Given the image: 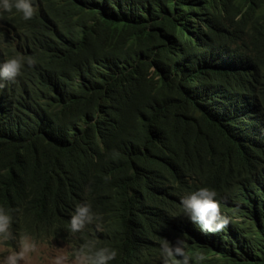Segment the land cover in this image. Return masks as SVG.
I'll return each mask as SVG.
<instances>
[{
  "label": "clouds",
  "instance_id": "obj_1",
  "mask_svg": "<svg viewBox=\"0 0 264 264\" xmlns=\"http://www.w3.org/2000/svg\"><path fill=\"white\" fill-rule=\"evenodd\" d=\"M174 1L172 15L186 42L178 48L174 42L173 53L199 90L197 100L210 103L212 134L224 140L210 153L184 149L203 131L176 143L165 115L150 132L143 126L149 101L134 94L120 105L119 89L101 74L96 35L115 20L137 17L145 0H0V130L19 139L28 131L23 140L39 144L74 179L55 235L46 205L22 208L23 178L0 182V241L18 246L0 264H20L35 251L29 238L65 241L72 264H228V257L259 253L254 244L264 245V24L234 32L251 0H212L213 15L199 0ZM196 1L202 9L191 10ZM156 70L152 65L148 77ZM155 76L158 81L160 74ZM171 79L180 82L175 73ZM227 170L233 179L223 180ZM112 181L114 187L103 189ZM29 221L38 228H14ZM121 232L131 256L118 263L121 251L106 240ZM54 264L65 261L54 257Z\"/></svg>",
  "mask_w": 264,
  "mask_h": 264
},
{
  "label": "trees",
  "instance_id": "obj_2",
  "mask_svg": "<svg viewBox=\"0 0 264 264\" xmlns=\"http://www.w3.org/2000/svg\"><path fill=\"white\" fill-rule=\"evenodd\" d=\"M199 1L206 13L213 15L209 6L212 0ZM199 1L194 3L193 8L190 7L191 10H194V7L195 10L202 9ZM145 2L148 5L144 6L137 17L128 21L115 20L96 35L94 41L102 49L101 74L119 89L120 105L126 106L134 94H139L149 101L152 108H145L147 122L143 126L150 132H156L165 115L172 138L178 144L192 131L204 132V137L195 135L193 144L189 147L185 144L184 149L195 148L197 152L202 150L209 153L211 149L218 150L224 140L217 139L212 134V123L207 115L212 111L210 103L205 97L203 103L197 100L199 90L192 86L193 82H188L180 70L178 54L173 53L174 42L176 48L186 42L181 27L172 15L175 1L145 0ZM216 19L219 21L220 18ZM248 23L264 24V0H251L241 20L237 22L234 32L242 31ZM129 42H137L136 47L127 50ZM117 47L122 50L116 49ZM152 65L157 69L155 74H160L158 81L155 80V74L154 77H148ZM173 73L180 78L179 83L173 79L169 80ZM122 80L126 81L125 87L122 86ZM156 83H162V86L157 87ZM180 100L184 103L176 104ZM178 108H181L183 114L177 115ZM198 110H201V113ZM20 134L23 135V129L20 130ZM26 134L30 136L28 131ZM28 136L19 139L10 132L0 130V182H17L18 176L23 178L26 194L21 198L24 203L22 208H26L28 203H36L37 208L46 205L50 213L49 228L55 235L60 231L62 209L69 202L68 185L74 179L68 170L58 165L55 158L39 150V144L23 140ZM67 149L71 150L73 146H68ZM142 162L143 158H138V163ZM137 170L136 185L139 183V168ZM226 172L223 180L234 178L231 172L230 174L228 170ZM114 182L103 189L114 187ZM19 190L17 188V191ZM152 195L155 197L154 193ZM170 202L167 200L164 205L167 206ZM3 203L4 200L0 199V205ZM124 211L129 218L133 216L130 202L124 204ZM14 228L29 230L38 227L33 221H29L24 226ZM108 238L106 245L117 252L120 250L122 254L117 255L116 262L122 263L130 258L131 249L127 247L126 233L121 232ZM254 249L259 253L243 259L228 257V264H264V245L254 244Z\"/></svg>",
  "mask_w": 264,
  "mask_h": 264
},
{
  "label": "rangeland",
  "instance_id": "obj_3",
  "mask_svg": "<svg viewBox=\"0 0 264 264\" xmlns=\"http://www.w3.org/2000/svg\"><path fill=\"white\" fill-rule=\"evenodd\" d=\"M41 242L34 241L29 238L30 241L35 242V251L24 254V259L20 264H54V257H61L64 259L65 264H72L73 254L70 247L65 241L52 238H40ZM18 246L11 247L0 241V258L7 254L8 251L16 250Z\"/></svg>",
  "mask_w": 264,
  "mask_h": 264
},
{
  "label": "water",
  "instance_id": "obj_4",
  "mask_svg": "<svg viewBox=\"0 0 264 264\" xmlns=\"http://www.w3.org/2000/svg\"><path fill=\"white\" fill-rule=\"evenodd\" d=\"M255 166L254 165H252L250 168H254Z\"/></svg>",
  "mask_w": 264,
  "mask_h": 264
}]
</instances>
